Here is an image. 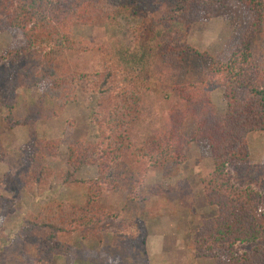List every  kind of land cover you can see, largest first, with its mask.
I'll return each mask as SVG.
<instances>
[{"label": "trees", "instance_id": "16d2710c", "mask_svg": "<svg viewBox=\"0 0 264 264\" xmlns=\"http://www.w3.org/2000/svg\"><path fill=\"white\" fill-rule=\"evenodd\" d=\"M228 2L220 0L219 8H225ZM238 2L253 18L242 45L226 64L204 56L211 64V78L205 84L180 85L178 78L185 60L202 58L188 45L187 30L201 10L213 11L204 0H0V23L4 24H0V32L17 31L24 41L16 53L0 57V107L11 113L22 88H41L44 110L53 115L92 96L96 103L91 122L107 125V142L114 151L125 150L121 140L130 142L127 150L142 144L141 156L154 167L163 168L167 162L186 160L189 142L180 127L163 129V135L160 131L146 141L143 115L154 107L155 103L149 102L154 95H162L167 103L173 99L178 112L172 118L180 123L191 119L197 127L193 142H206L213 155L214 172L202 185L214 217L202 221L192 242L194 250L198 257L217 264H264V193L252 184L238 187L230 173L235 168L243 180L251 162L248 138L264 132V68L257 66L251 54L253 38L264 35V0ZM178 26L187 29L178 30ZM93 28H102L114 37L100 45L78 41L79 29ZM39 49L44 54L38 62L34 55ZM37 62L36 71L32 65ZM219 88H224L228 100L224 116H219L211 103L212 93ZM39 118L43 117L35 113L16 124L29 128L30 140L21 171L5 177L11 192L18 188L26 193L44 191L53 175L46 160L56 157L58 143L38 137L35 122ZM11 121L4 120L9 129L15 127ZM155 125L150 122L148 130L154 131ZM80 147H70L69 166L79 168V160L85 161L94 153L91 146ZM104 154L109 156L110 149ZM115 160L118 162L119 157ZM257 167L264 171V165ZM102 181L92 183V191L98 195L106 188ZM63 184L82 183L66 179ZM94 195L85 206L52 203L29 219L21 237L43 236L40 245L27 244L30 255L38 246L49 243L45 250L50 256L41 257L39 262L52 264L55 257L68 252L62 243L66 235L81 229L90 237L102 230L103 221L113 217L101 210ZM3 210L5 216L13 215L9 207ZM138 228H118L111 248L137 249L145 236ZM87 237L82 240L87 241Z\"/></svg>", "mask_w": 264, "mask_h": 264}, {"label": "rangeland", "instance_id": "374dc122", "mask_svg": "<svg viewBox=\"0 0 264 264\" xmlns=\"http://www.w3.org/2000/svg\"><path fill=\"white\" fill-rule=\"evenodd\" d=\"M204 2L213 11L201 10L187 30L188 45L202 58L193 56L185 60L178 78L180 85L205 84L211 78L209 59L226 64L237 47L242 45L248 26L253 22L252 14L238 0H229L225 8H219L220 0ZM0 24L4 27L2 22ZM177 29L184 31L187 27L178 26ZM111 35L102 28L79 29L76 32L78 41L99 45L114 37ZM116 36L119 39L117 33ZM252 42L253 60L259 68H264V35L253 38ZM21 43L24 44V41L19 32L4 29L0 32V57L16 53ZM43 54L44 51L39 49L34 55L38 62ZM38 62L32 65L36 71ZM162 97L154 95L149 100L153 105L155 103L154 107L146 112V116L143 115L144 122H147L143 127L144 133H148L146 141L160 131L163 135V129L180 127L183 138L189 142L186 160L167 162L163 168L154 167L149 159L141 156L142 144L127 150L130 142L121 140L125 150L114 151V147L107 142V125L102 121L98 124L91 122L92 107L96 103L92 96L53 115L44 110L41 88H22L17 92L11 113L0 107V212L6 207L13 212V215L5 216L3 210L0 217V264H43L39 259L50 256L45 250L50 244L38 246L32 257L27 244L34 242L40 245L43 236L27 234V239L22 238L27 221L37 217L52 203L69 202L85 206L89 199L91 201L96 197L94 194L101 210L111 213L109 215L113 218L103 221L102 230H97L90 237L86 232L81 233V229L66 235L62 243L67 246L68 252L55 257L52 264H217L216 261L198 257L192 243L202 221L214 217L212 209L206 205L202 185V181L210 179L214 172L213 155L206 142H193L197 129L194 122L191 119L176 122L172 118L178 112L176 103L173 99L167 103ZM211 103L219 116H224L228 109L224 88L212 93ZM35 113L43 117L35 122L38 137L58 143L56 157L46 160L53 175L44 191L35 189L26 193L14 187L16 190L11 192L6 188L5 177L16 176L21 171L30 140L29 128L16 124ZM6 118H11L15 127L9 129L4 124ZM153 121L154 125L155 122L157 124L153 126L154 131H149L148 125ZM248 143L251 162L245 176L241 177L244 182L237 176L235 168L230 173H233L238 187L252 184L255 190L264 193V171L257 167L264 165V132L251 134ZM75 145H81L80 149L91 146L95 153H90L89 161L79 160V168L72 163L73 166H69L70 147ZM107 148L110 149L109 156L104 154ZM116 157H119L118 162ZM256 174L260 176L252 179ZM66 179L78 180L82 184H63ZM98 179H104L102 182L106 187L99 195L92 191V183ZM115 216L117 219H114ZM138 225L137 231L145 233V236L140 239L137 249L116 251L111 248L113 233L118 228ZM96 234L98 236H94ZM82 237L89 239L83 241ZM142 242H145L144 246Z\"/></svg>", "mask_w": 264, "mask_h": 264}]
</instances>
